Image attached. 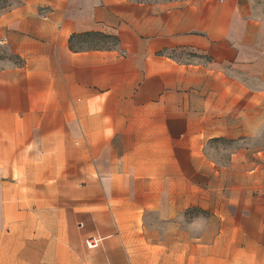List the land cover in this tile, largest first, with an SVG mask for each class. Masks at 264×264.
<instances>
[{
    "label": "crops",
    "instance_id": "0c3cea01",
    "mask_svg": "<svg viewBox=\"0 0 264 264\" xmlns=\"http://www.w3.org/2000/svg\"><path fill=\"white\" fill-rule=\"evenodd\" d=\"M16 1L0 14V243L27 249L35 218L57 264H150L156 248L176 264L195 209L219 217L222 257L264 264V144L211 156L264 137V0ZM86 33L118 46L71 50ZM243 184L256 193L224 192Z\"/></svg>",
    "mask_w": 264,
    "mask_h": 264
},
{
    "label": "rangeland",
    "instance_id": "374dc122",
    "mask_svg": "<svg viewBox=\"0 0 264 264\" xmlns=\"http://www.w3.org/2000/svg\"><path fill=\"white\" fill-rule=\"evenodd\" d=\"M153 1V0H152ZM159 1H167V0H155ZM16 0H0V10L1 8H10L15 5ZM75 43L84 48L89 49L94 46L104 47L109 46L110 43H105L99 37H83L75 40ZM264 144V137L251 139H239L238 141H229V140H220L217 143L212 144L214 149L212 150L211 156L216 161H221L224 163H228L230 160L231 154L235 149L241 150L245 153V157L249 156L247 151L250 150L253 146H261ZM250 157V156H249ZM227 195L232 193H242L243 195H249L250 193H256L255 187H251L249 185H227L224 191ZM241 194V195H242ZM50 208V206H48ZM233 214L232 217H228L231 221V224L237 225L240 222L248 223L253 221H258L260 219L254 218H246L244 216L238 215L236 211L231 212ZM237 213V214H236ZM243 214H245L243 212ZM219 217L214 215L212 212H199L197 210H191L186 213L183 217L178 219V243L182 246L178 251L177 258L174 259L176 264H186L187 259H194V264H202V259L204 257L208 258L211 261H215L219 264H235L232 260L231 256L228 255V251L225 252V256L222 257V250H219L217 246L211 248L212 243L217 240V224L219 223ZM247 228V227H246ZM159 231H161V235L157 236V240L163 242L164 239V226L160 225L158 227ZM43 231L40 226L37 225V221L35 218H29V247L26 249V243H8L3 239L2 243H0V263L1 264H9L11 262H20L25 261L29 262V264H57L59 258L64 257V252L62 249L55 248L53 249L51 246L52 242L43 243L42 242V234ZM208 234L210 238V244H205L209 246L210 249L207 251V247L202 243V237ZM182 236V237H181ZM253 237L256 238V241L259 242L260 234L257 236L254 234ZM204 242V241H203ZM16 246L18 249H11V247ZM49 246V248H48ZM219 250V251H218ZM250 251H243L242 257L243 262L246 257L247 264L250 263ZM160 253L162 254L161 256ZM167 255H164V249L156 248L151 251V255L147 261L150 264H165V259L169 257V251H165ZM218 253L221 255L218 256ZM10 255H15L16 258L9 257ZM176 257V256H175ZM263 258V257H262ZM205 259V258H204ZM168 263V261H167Z\"/></svg>",
    "mask_w": 264,
    "mask_h": 264
},
{
    "label": "trees",
    "instance_id": "16d2710c",
    "mask_svg": "<svg viewBox=\"0 0 264 264\" xmlns=\"http://www.w3.org/2000/svg\"><path fill=\"white\" fill-rule=\"evenodd\" d=\"M134 2H151L152 0H131ZM155 1V0H153ZM169 1V0H167ZM9 8H1L0 10V14L7 11ZM88 36H93V37H99L100 39H102L103 42L105 43H110L109 46H104V47H98V46H94L90 49H96V50H112L115 49L118 46V40L115 36H111V35H105V34H100V33H86V34H82V35H77L75 37H73V42L71 40V43L69 44V48L71 50H81L82 47L78 46L75 43V40H78L79 38H83V37H88Z\"/></svg>",
    "mask_w": 264,
    "mask_h": 264
},
{
    "label": "built area",
    "instance_id": "2783aa9c",
    "mask_svg": "<svg viewBox=\"0 0 264 264\" xmlns=\"http://www.w3.org/2000/svg\"><path fill=\"white\" fill-rule=\"evenodd\" d=\"M86 245H87V247H89V248H93V247L96 246V241L93 240V239H89V240L86 242Z\"/></svg>",
    "mask_w": 264,
    "mask_h": 264
}]
</instances>
